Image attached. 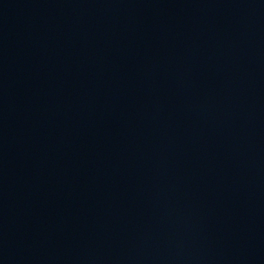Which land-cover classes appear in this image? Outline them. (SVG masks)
Masks as SVG:
<instances>
[{
	"label": "water",
	"instance_id": "1",
	"mask_svg": "<svg viewBox=\"0 0 264 264\" xmlns=\"http://www.w3.org/2000/svg\"><path fill=\"white\" fill-rule=\"evenodd\" d=\"M0 264H264V0H0Z\"/></svg>",
	"mask_w": 264,
	"mask_h": 264
}]
</instances>
